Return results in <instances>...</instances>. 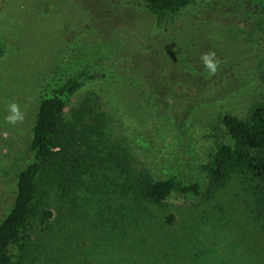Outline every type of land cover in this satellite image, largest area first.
<instances>
[{
	"label": "rangeland",
	"instance_id": "rangeland-1",
	"mask_svg": "<svg viewBox=\"0 0 264 264\" xmlns=\"http://www.w3.org/2000/svg\"><path fill=\"white\" fill-rule=\"evenodd\" d=\"M82 1L0 0V221L15 198L18 171L33 159L41 87L74 49ZM231 34L224 62L245 79L220 101L177 116L138 89L98 75L68 98L62 122L75 129L71 146L84 158L64 153L61 168L43 170L28 236L10 247L14 264H264V180L236 173L207 193L202 168L218 143L231 142L220 115L245 118L264 91V53L254 38ZM176 102L175 112L184 101ZM12 103L23 114L15 125L6 120ZM101 113L98 132L84 135L81 115L93 124ZM63 166L86 173L70 185ZM140 174L198 180L202 192L173 190L163 204H149L136 191Z\"/></svg>",
	"mask_w": 264,
	"mask_h": 264
},
{
	"label": "trees",
	"instance_id": "trees-1",
	"mask_svg": "<svg viewBox=\"0 0 264 264\" xmlns=\"http://www.w3.org/2000/svg\"><path fill=\"white\" fill-rule=\"evenodd\" d=\"M80 5L74 49L41 87L29 142L33 159L18 171L15 198L0 221V264H14L10 247L28 236L43 170L61 168L57 166L64 153L75 161L84 158V153L73 152L75 129L62 122V114L68 98L85 81L96 75L120 81L179 116L192 107L222 100L245 79L224 62L232 31L237 38L243 34L254 38L264 53V0H83ZM4 53L0 39V56ZM206 53H215V73L203 65L201 56ZM177 100L184 102L175 112ZM97 116L100 121L92 124L81 115L84 135L97 133L104 124V114ZM220 122L231 142L218 143L202 165L208 176L207 193L236 173L264 180V91L245 118L224 112ZM63 167L68 184L75 185L84 169ZM135 186L154 205L163 204L173 190L183 195L202 192V182H181L175 175L161 179L135 175Z\"/></svg>",
	"mask_w": 264,
	"mask_h": 264
},
{
	"label": "clouds",
	"instance_id": "clouds-1",
	"mask_svg": "<svg viewBox=\"0 0 264 264\" xmlns=\"http://www.w3.org/2000/svg\"><path fill=\"white\" fill-rule=\"evenodd\" d=\"M215 53H206L201 56V60L203 65L211 71V73H215L217 71V63L214 60ZM9 115L6 117L8 123L15 125L18 122L23 120V114L20 111V108L17 104L12 103L9 105Z\"/></svg>",
	"mask_w": 264,
	"mask_h": 264
}]
</instances>
